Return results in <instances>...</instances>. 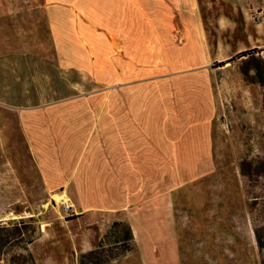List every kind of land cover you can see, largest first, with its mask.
Instances as JSON below:
<instances>
[{"label":"crops","instance_id":"0c3cea01","mask_svg":"<svg viewBox=\"0 0 264 264\" xmlns=\"http://www.w3.org/2000/svg\"><path fill=\"white\" fill-rule=\"evenodd\" d=\"M192 1L42 0V30L15 12L0 18V109L19 132L0 139V225L24 219L36 195L65 193L79 213L75 255L123 222L141 264L163 256L172 194L215 169L209 47L196 13L178 10ZM35 69L80 92L35 106Z\"/></svg>","mask_w":264,"mask_h":264},{"label":"rangeland","instance_id":"374dc122","mask_svg":"<svg viewBox=\"0 0 264 264\" xmlns=\"http://www.w3.org/2000/svg\"><path fill=\"white\" fill-rule=\"evenodd\" d=\"M41 1L0 0V18L15 12L16 17L41 25L43 13L35 9L42 7ZM192 2L190 6L179 4L178 10L196 13L195 21L209 47L205 53L209 61L204 62H208L207 69L213 78L217 112L212 132L215 169L210 176L184 184L172 194L173 200L168 202L162 220L169 222L165 227L168 241L163 249H158L164 254L147 263L264 264V0ZM173 24L181 27L176 19ZM31 28L42 30V25ZM177 37L183 40V35ZM245 51L249 52L247 56L236 58ZM219 63L225 65L218 67ZM36 69L26 83L37 94L35 106L80 92L75 84L60 76L49 77ZM87 90L85 83L83 91ZM16 122V114L0 109V139L18 138L19 132L7 127ZM2 149L0 146V164ZM55 195L62 200H56ZM22 197L26 200V196ZM34 200L26 202L19 211L24 219L36 220V239L27 246L36 264H79L83 252H74L82 244L77 233L80 227L73 226L75 221L69 222L79 216L73 202L65 193L36 195ZM65 202L71 204L68 211ZM4 215L0 208V217ZM22 228L24 238H29L33 224ZM127 232L128 226L123 222L113 223L103 231L100 244L105 252L100 258L115 256L104 264L143 262L139 257L142 248L131 247ZM21 252L17 247H6L0 264H10V256ZM89 260L83 259L84 264H90Z\"/></svg>","mask_w":264,"mask_h":264},{"label":"trees","instance_id":"16d2710c","mask_svg":"<svg viewBox=\"0 0 264 264\" xmlns=\"http://www.w3.org/2000/svg\"><path fill=\"white\" fill-rule=\"evenodd\" d=\"M249 54L248 51L242 52L236 56V58L245 57ZM225 64L219 63L217 66L222 67ZM33 224V231L32 234L29 235V238H24L23 226L25 224ZM117 225V224H115ZM36 220L33 217L26 218V219H19L16 221H11L6 225H0V259L4 254V250L6 247L10 248H19L23 252L14 254L10 256L9 263L10 264H36L34 258L32 257L31 253L27 249V246L36 239ZM131 239V232L128 227L127 232V241ZM104 248L103 245H100L99 248L83 253L79 257V264H84L83 259L89 258L90 264H104L114 257H110L108 259L100 258V254H103ZM99 256V257H98ZM102 257V256H101Z\"/></svg>","mask_w":264,"mask_h":264},{"label":"built area","instance_id":"2783aa9c","mask_svg":"<svg viewBox=\"0 0 264 264\" xmlns=\"http://www.w3.org/2000/svg\"><path fill=\"white\" fill-rule=\"evenodd\" d=\"M64 204V206H65V210H70L71 209V204H67L66 202L65 203H63Z\"/></svg>","mask_w":264,"mask_h":264},{"label":"bare ground","instance_id":"6f19581e","mask_svg":"<svg viewBox=\"0 0 264 264\" xmlns=\"http://www.w3.org/2000/svg\"><path fill=\"white\" fill-rule=\"evenodd\" d=\"M62 196H63V195H62ZM55 199H56V200H59V201L62 200L61 196H56V195H55ZM8 218H9V217H8Z\"/></svg>","mask_w":264,"mask_h":264}]
</instances>
